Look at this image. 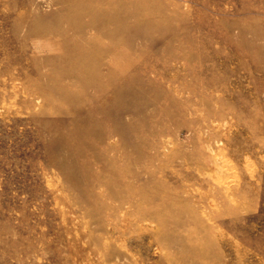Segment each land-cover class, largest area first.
Masks as SVG:
<instances>
[{
  "label": "rangeland",
  "instance_id": "rangeland-1",
  "mask_svg": "<svg viewBox=\"0 0 264 264\" xmlns=\"http://www.w3.org/2000/svg\"><path fill=\"white\" fill-rule=\"evenodd\" d=\"M0 264H264V0H0Z\"/></svg>",
  "mask_w": 264,
  "mask_h": 264
}]
</instances>
